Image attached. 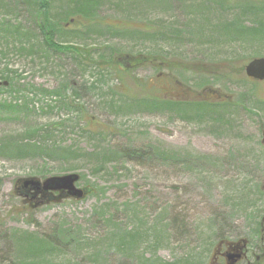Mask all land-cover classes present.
I'll return each mask as SVG.
<instances>
[{
    "label": "rangeland",
    "instance_id": "rangeland-1",
    "mask_svg": "<svg viewBox=\"0 0 264 264\" xmlns=\"http://www.w3.org/2000/svg\"><path fill=\"white\" fill-rule=\"evenodd\" d=\"M83 1L49 19L0 0V144L40 148L0 153V264H31L15 230L58 246L45 264H215L239 239L264 264V84L244 70L264 57V0ZM236 16L249 29L223 30ZM69 173L85 197L25 195Z\"/></svg>",
    "mask_w": 264,
    "mask_h": 264
},
{
    "label": "trees",
    "instance_id": "trees-1",
    "mask_svg": "<svg viewBox=\"0 0 264 264\" xmlns=\"http://www.w3.org/2000/svg\"><path fill=\"white\" fill-rule=\"evenodd\" d=\"M91 1L92 0H84L82 5L80 6V9H76L77 12H81V13H86L87 10L89 9L90 5H91ZM38 5L40 7V9H42L45 13H47V17L50 19V14H49V9L52 3V0H37ZM264 4V3H263ZM251 8H261L260 4H252L250 6ZM252 10H256V9H252ZM245 16H236L234 19H232L231 21H227L224 25H223V30L225 29H229V28H236L238 30H248L249 29V24H247V22L244 20ZM258 23H260V25H253L252 27H250L252 30H258L264 27V24L262 21H259ZM46 42L48 44V46L50 48L53 49H63L64 47H69V46H62L61 44H58L56 42H54L52 37H48L46 39ZM76 49V48H73ZM147 106H149L150 102L148 103L145 102ZM155 105H157L154 102H151ZM174 104L175 107H180L182 105L180 101H172V102H168V106H171V104ZM162 104V103H161ZM160 104V105H161ZM18 146L16 148L10 147V143L9 142H1L0 144V153L5 154L6 152L9 153L8 151H10V149L17 151L20 154H24V153H29V152H33L36 151L39 148V145L37 144H31V143H27V142H22V144H17ZM12 154V153H9ZM134 232V231H133ZM133 232H129L130 234H132ZM12 238H15L16 240V246H17V252L21 255H27L29 257L32 258L31 261L26 262V263H31V264H45L44 260H39L36 259L37 256L42 255V254H48L49 252H53L58 248V246H56L54 244V242H52L50 239L48 238H39L37 236V234L35 233H29V232H25L22 233L19 230H15L12 237L9 238V242L11 243L13 241ZM64 241L61 242L64 243ZM66 244V242L64 243V245ZM11 246V244H10ZM60 250V249H59Z\"/></svg>",
    "mask_w": 264,
    "mask_h": 264
},
{
    "label": "water",
    "instance_id": "water-1",
    "mask_svg": "<svg viewBox=\"0 0 264 264\" xmlns=\"http://www.w3.org/2000/svg\"><path fill=\"white\" fill-rule=\"evenodd\" d=\"M246 73L250 77L256 79H264V57L253 59L246 66ZM2 82H0V85ZM80 180V175L78 173H69L62 176H51L41 181L37 178H26L22 180V183L26 186H32L34 190V195L36 196L39 193H54L59 191V198H83L89 192L88 188H83L77 186V183ZM237 257H240L237 255Z\"/></svg>",
    "mask_w": 264,
    "mask_h": 264
},
{
    "label": "flooded vegetation",
    "instance_id": "flooded-vegetation-1",
    "mask_svg": "<svg viewBox=\"0 0 264 264\" xmlns=\"http://www.w3.org/2000/svg\"><path fill=\"white\" fill-rule=\"evenodd\" d=\"M247 66V65H246ZM246 66H245V73H246ZM247 75V74H246ZM223 78L225 81L234 84L236 86L237 80L234 78V74L231 72L223 73ZM248 80L254 82V83H261L264 84V79H256L254 77H250L247 75ZM232 90V89H230ZM233 91V90H232ZM234 93V91H233ZM221 95V93H220ZM230 95H225L221 102L224 104H227L231 106L230 104L236 105L235 103L230 102ZM221 98V97H220ZM264 143V132H263V141ZM26 187V186H25ZM30 186L27 187V191L25 195L29 197V199L37 198L39 202H43L42 198H49V199H56L57 196H59V193H39L36 196H33V192H30ZM50 196V197H47ZM248 242L245 239H239L236 241H228V240H222L215 248L213 253V262L215 264H244V261L247 259L248 256ZM240 256V257H237ZM260 256L258 255L255 259H259ZM249 264V263H246Z\"/></svg>",
    "mask_w": 264,
    "mask_h": 264
}]
</instances>
